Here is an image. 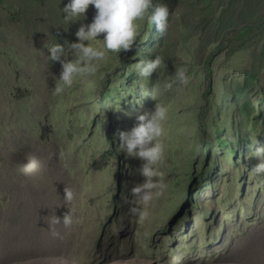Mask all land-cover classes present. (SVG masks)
I'll use <instances>...</instances> for the list:
<instances>
[{
	"label": "rangeland",
	"instance_id": "rangeland-1",
	"mask_svg": "<svg viewBox=\"0 0 264 264\" xmlns=\"http://www.w3.org/2000/svg\"><path fill=\"white\" fill-rule=\"evenodd\" d=\"M67 2L0 0V264H264V175L250 148L264 143V0H162L165 37L141 20L136 46L53 94L62 66L47 47L75 41L96 14L69 25ZM157 55L161 75L138 77L135 64ZM180 66L189 83L164 89ZM141 84L169 109L167 187L144 216L126 202L141 161L116 135L157 102ZM65 213L71 224L50 228Z\"/></svg>",
	"mask_w": 264,
	"mask_h": 264
},
{
	"label": "clouds",
	"instance_id": "clouds-1",
	"mask_svg": "<svg viewBox=\"0 0 264 264\" xmlns=\"http://www.w3.org/2000/svg\"><path fill=\"white\" fill-rule=\"evenodd\" d=\"M90 6L95 7L96 14L92 22L81 24L75 33V41L55 43L47 47L50 59L60 62L62 66L58 75L53 74V94H60L71 88L78 76L95 75L99 62L104 60L109 51L120 53L130 51L136 46L141 35V20L147 19L149 24L155 25L161 37H165L169 31L171 10L162 0H68L63 7L64 20L69 25L76 21H86ZM97 41H101L103 46H97ZM165 64L164 57L157 55L155 58L140 59L135 64V71L138 77L150 80L157 71L161 75ZM175 68L174 74H170L172 78L165 79L164 89L171 90L174 86L189 83L187 68ZM139 93L143 97L152 96L155 99L154 94L143 84L140 85ZM168 112V106L157 101L153 109L138 116V123L131 130H121L116 134L119 139V151L125 153L128 158L141 161L138 171L143 180L131 188V197L126 201L132 204L129 211L133 215L144 216L143 206L167 187L162 179L164 173L160 165L165 160L164 137ZM250 148L251 156L259 160L252 171L264 175V143L256 138L251 140ZM64 197L65 201H71L74 193L65 187ZM61 221L68 226L72 217L65 213L62 217L57 215L48 223L52 228V224ZM52 235L61 234L52 229Z\"/></svg>",
	"mask_w": 264,
	"mask_h": 264
},
{
	"label": "trees",
	"instance_id": "trees-1",
	"mask_svg": "<svg viewBox=\"0 0 264 264\" xmlns=\"http://www.w3.org/2000/svg\"><path fill=\"white\" fill-rule=\"evenodd\" d=\"M42 135L44 136V131H42ZM113 151H112V149H111V153H112Z\"/></svg>",
	"mask_w": 264,
	"mask_h": 264
},
{
	"label": "water",
	"instance_id": "water-1",
	"mask_svg": "<svg viewBox=\"0 0 264 264\" xmlns=\"http://www.w3.org/2000/svg\"><path fill=\"white\" fill-rule=\"evenodd\" d=\"M121 263H123V261H120ZM117 263V262H116ZM113 264V263H112Z\"/></svg>",
	"mask_w": 264,
	"mask_h": 264
},
{
	"label": "bare ground",
	"instance_id": "bare-ground-1",
	"mask_svg": "<svg viewBox=\"0 0 264 264\" xmlns=\"http://www.w3.org/2000/svg\"><path fill=\"white\" fill-rule=\"evenodd\" d=\"M116 264H118V263H116ZM119 264H121V263H119Z\"/></svg>",
	"mask_w": 264,
	"mask_h": 264
}]
</instances>
